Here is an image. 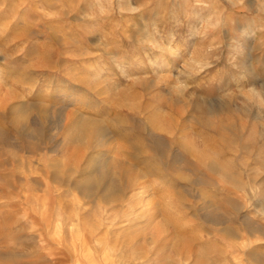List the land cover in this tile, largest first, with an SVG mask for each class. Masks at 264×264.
<instances>
[{
    "label": "rangeland",
    "instance_id": "rangeland-1",
    "mask_svg": "<svg viewBox=\"0 0 264 264\" xmlns=\"http://www.w3.org/2000/svg\"><path fill=\"white\" fill-rule=\"evenodd\" d=\"M0 264H264V0H0Z\"/></svg>",
    "mask_w": 264,
    "mask_h": 264
},
{
    "label": "bare ground",
    "instance_id": "bare-ground-1",
    "mask_svg": "<svg viewBox=\"0 0 264 264\" xmlns=\"http://www.w3.org/2000/svg\"><path fill=\"white\" fill-rule=\"evenodd\" d=\"M30 114V109L14 106L12 108V122L17 125L24 124L28 121ZM78 119L73 121L67 120L63 125H60L63 132L68 130L64 135L84 145L92 146L98 152L101 148L109 144L110 140L105 133L106 131H104L105 126L101 121L86 118H82L83 120ZM100 152L97 156L92 157L88 164L93 170L86 179V184L88 185L86 188L98 189L102 185H106L104 187H106L107 193H115L120 191L124 185L129 184L133 178L135 179L137 173L132 170L130 164L119 162L116 158L105 157L104 155L105 158L101 162L100 157L102 153Z\"/></svg>",
    "mask_w": 264,
    "mask_h": 264
}]
</instances>
